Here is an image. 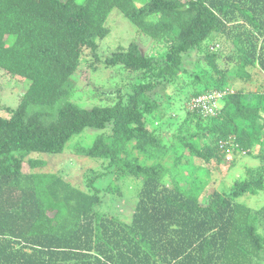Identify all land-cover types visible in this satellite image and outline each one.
Wrapping results in <instances>:
<instances>
[{
	"label": "trees",
	"instance_id": "16d2710c",
	"mask_svg": "<svg viewBox=\"0 0 264 264\" xmlns=\"http://www.w3.org/2000/svg\"><path fill=\"white\" fill-rule=\"evenodd\" d=\"M113 8L136 39L101 59ZM83 65L85 86L111 66L136 81L94 90L108 102L81 106L68 96ZM255 67L264 74V0H0V70L28 79L0 114V264H264V203L239 198L264 191V80L250 96L229 90ZM225 88L212 114L188 104ZM88 128L97 131L90 144L69 141ZM68 141L105 163L85 172L83 187L40 170L37 154ZM255 148L260 162H244L204 204L202 161L222 164L231 152L232 171ZM110 170L138 182L128 222L111 206L120 188L95 184Z\"/></svg>",
	"mask_w": 264,
	"mask_h": 264
},
{
	"label": "rangeland",
	"instance_id": "374dc122",
	"mask_svg": "<svg viewBox=\"0 0 264 264\" xmlns=\"http://www.w3.org/2000/svg\"><path fill=\"white\" fill-rule=\"evenodd\" d=\"M110 12L111 13H109L106 20V25L109 28V32L102 39H98L97 43L96 52L101 59H103L106 55H110L112 52L118 50L121 47H126L130 41L133 42V40L136 39V28L122 14L123 12H121L117 8L111 9ZM140 46L144 48L147 53H153V50L149 48V44L147 42L141 41ZM229 69H232V67L230 68L229 66ZM232 73L233 72H231V74ZM136 75L137 74L135 72H131L130 70L122 69L119 67H105V70H99L95 73L94 76L90 77L89 83L92 84V88L88 85L85 86L84 84L87 80V72L85 65H83L82 68L78 71V75L75 78V87L68 98L71 101L77 102L79 105L85 107H89V105L92 106L94 104H103L105 102H108V98L103 94L96 95L94 93L95 91L111 92L116 91L121 87L123 89H125L126 87L130 88V84L136 81ZM263 80L264 74L259 70V68L255 67L250 79L242 82L239 81L233 83L232 85L230 83L229 85L231 86H229V90L231 92H235L240 89L241 91L248 93V95L250 96L249 93H251L252 91L255 92L262 89ZM27 85L28 79L26 80L18 76H13L8 74L7 72H4L3 70H0L1 115H6V107H15L16 104H18L20 96L27 88ZM148 93L154 96V98L156 96L158 97V95L155 94L153 90L148 91ZM162 100L163 99H161L160 103L161 107L166 105V102ZM218 104L219 106L222 105L221 100L218 101ZM96 132L97 131L95 129L88 128L83 133L73 137L69 141L71 143L75 142L78 145L90 144L92 137ZM258 135L261 136V134ZM69 141L67 142L68 144L66 143L67 146L65 145V149L61 153L48 154L45 152L37 154L46 161L43 169L40 170L54 172L59 171L71 183L83 187L86 181L84 177L85 172H91V169L101 171L103 170L105 163L102 164V162L99 160L91 159L85 156H78L76 153L69 150ZM257 145H259V143H256L255 146L258 149ZM256 148L253 150V156L245 153L244 155L241 154L242 157L235 159L236 165L234 164V170L232 171H230L227 168L226 163H224L231 159V152H229L231 154L230 159H226V157L224 156V161L222 164H217L213 159H210L208 162L202 161L201 168L203 173L207 177V182L204 184L199 198L204 204L209 199V195H211L214 191L221 190L224 187L227 188V186L231 184L233 179L238 176V173L241 174L243 172V167H241L240 165H242L244 162L250 165L258 164L260 162L258 156L259 153L256 152ZM193 161L198 162V159L193 158L192 162ZM22 170H28L26 163L22 164ZM95 184L103 186L109 185L112 190H117V188H120L123 197H114L115 200H112L111 206L114 209L119 210L120 217L128 222L131 218V213L135 204L136 190L139 187L138 182L130 176H127L124 179H117L116 177H114V172L110 170L109 172L104 174L103 177H100L99 180L95 182ZM250 195L251 194H245L239 198L243 202H249L248 204L253 206L254 208H259V206L264 203V191H260L255 195Z\"/></svg>",
	"mask_w": 264,
	"mask_h": 264
},
{
	"label": "built area",
	"instance_id": "2783aa9c",
	"mask_svg": "<svg viewBox=\"0 0 264 264\" xmlns=\"http://www.w3.org/2000/svg\"><path fill=\"white\" fill-rule=\"evenodd\" d=\"M226 92V88L225 90L205 91L193 96L188 104L191 108L194 106H201L205 112L212 114L219 106L218 101L222 100V97ZM225 157L226 159H230V153L227 152Z\"/></svg>",
	"mask_w": 264,
	"mask_h": 264
}]
</instances>
